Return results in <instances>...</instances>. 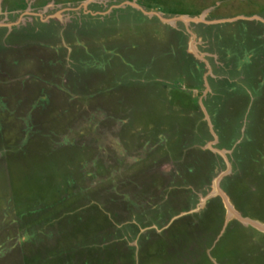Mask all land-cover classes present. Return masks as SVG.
I'll return each mask as SVG.
<instances>
[{"label":"rangeland","instance_id":"374dc122","mask_svg":"<svg viewBox=\"0 0 264 264\" xmlns=\"http://www.w3.org/2000/svg\"><path fill=\"white\" fill-rule=\"evenodd\" d=\"M223 195L264 228V0H0V264H264Z\"/></svg>","mask_w":264,"mask_h":264},{"label":"water","instance_id":"95a60500","mask_svg":"<svg viewBox=\"0 0 264 264\" xmlns=\"http://www.w3.org/2000/svg\"><path fill=\"white\" fill-rule=\"evenodd\" d=\"M214 190H216L217 192L220 191L219 186L217 185V182L215 184ZM220 194H222V192L220 191ZM224 200H225V205L227 206L228 210L232 213V215L235 217V219H237L238 221L244 223V224H250L254 227L263 229L255 220L250 219L249 217H244L242 215H240V213H238L235 209H233V205L229 203V200H227V198L223 195Z\"/></svg>","mask_w":264,"mask_h":264},{"label":"bare ground","instance_id":"6f19581e","mask_svg":"<svg viewBox=\"0 0 264 264\" xmlns=\"http://www.w3.org/2000/svg\"><path fill=\"white\" fill-rule=\"evenodd\" d=\"M234 205V204H233Z\"/></svg>","mask_w":264,"mask_h":264}]
</instances>
